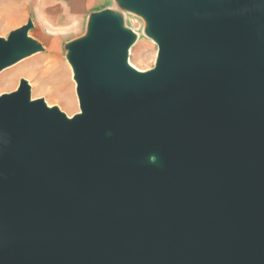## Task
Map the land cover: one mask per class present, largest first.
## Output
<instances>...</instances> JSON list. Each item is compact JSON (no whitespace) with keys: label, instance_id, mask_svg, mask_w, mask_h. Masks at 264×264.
<instances>
[{"label":"water","instance_id":"obj_1","mask_svg":"<svg viewBox=\"0 0 264 264\" xmlns=\"http://www.w3.org/2000/svg\"><path fill=\"white\" fill-rule=\"evenodd\" d=\"M66 43L79 111L0 95V264H264V0H114ZM0 36V70L42 49Z\"/></svg>","mask_w":264,"mask_h":264},{"label":"rangeland","instance_id":"obj_2","mask_svg":"<svg viewBox=\"0 0 264 264\" xmlns=\"http://www.w3.org/2000/svg\"><path fill=\"white\" fill-rule=\"evenodd\" d=\"M18 1L28 4L29 10L24 18V24L29 19L32 21L33 27L28 34L41 44L42 49L9 65V67L7 66L5 70L0 72V81L3 84L0 86V95L17 89L20 80L24 79L31 87L32 93L30 95L34 99L42 98L49 107L56 106L70 117L79 111V105L73 71L67 58L66 43L81 37L85 33L86 21L83 23L73 21L68 5L65 2L60 5L62 0H44V7L40 12H37L36 9L38 0ZM53 4H59L62 9L58 11L56 9L54 13L52 11L50 13V7ZM104 9L116 12L124 27L135 34V40L129 49V64L139 71L153 68L157 57V43L147 33L146 21L141 16L124 10L114 0H82L81 10L86 16ZM69 16L71 19H68ZM16 28L14 25L0 22V36L6 38L9 32ZM56 35H60V42L54 39ZM52 61L55 62L54 66L57 70L60 71L59 77L57 76L58 79H61L58 84L60 93H57L56 85L53 84L49 72L46 71V67ZM20 72L27 73L21 75Z\"/></svg>","mask_w":264,"mask_h":264},{"label":"crops","instance_id":"obj_3","mask_svg":"<svg viewBox=\"0 0 264 264\" xmlns=\"http://www.w3.org/2000/svg\"><path fill=\"white\" fill-rule=\"evenodd\" d=\"M60 2V5L63 4L62 2H65L68 5V7L70 8V13L72 14L71 16L73 21L82 23L86 21L87 16L81 10L82 0H62ZM37 4L38 12L42 9V7H44V0H38ZM56 9L57 11L61 10L62 6H59V4H53L50 7V13L51 11L54 13ZM28 10V4H25V2L23 1L0 0V22H4L7 25H14V28L19 27L24 24V18L28 14ZM71 16H69L68 19H71ZM59 36L56 35L54 37V39L58 42L61 41V38H59Z\"/></svg>","mask_w":264,"mask_h":264},{"label":"bare ground","instance_id":"obj_4","mask_svg":"<svg viewBox=\"0 0 264 264\" xmlns=\"http://www.w3.org/2000/svg\"><path fill=\"white\" fill-rule=\"evenodd\" d=\"M40 4V3H39ZM37 5V4H36ZM38 6V5H37ZM37 9V8H36ZM40 12V11H39ZM39 14V13H38ZM129 63V61H128ZM55 62H51V64L48 65V67H46V71L49 72V76L50 78L52 79V82L54 85H56V91L57 93H60V89H59V82H61V79L59 77L60 75V71L57 70V68L54 66ZM9 67V66H8ZM43 67V66H42ZM133 67V66H132ZM7 67H4L0 70V72H2L3 70H5ZM137 69V68H136ZM27 72H20L21 75H26ZM58 76V77H57ZM41 78V77H40ZM45 78V77H44ZM3 85L2 82L0 81V86ZM76 86V85H75ZM11 87V86H10ZM31 88V87H30ZM3 89H4V86H3ZM6 89V88H5ZM9 90V88H8ZM43 91H45L43 89ZM7 92V91H6ZM46 92V91H45ZM32 93V89H30V94ZM30 98L31 99H34L32 95H30ZM56 99V98H55ZM49 106V105H48Z\"/></svg>","mask_w":264,"mask_h":264}]
</instances>
